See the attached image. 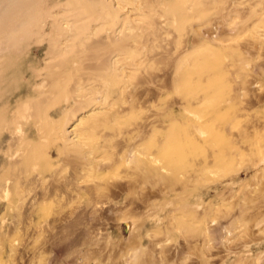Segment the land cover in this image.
Returning <instances> with one entry per match:
<instances>
[{"label": "rangeland", "instance_id": "rangeland-1", "mask_svg": "<svg viewBox=\"0 0 264 264\" xmlns=\"http://www.w3.org/2000/svg\"><path fill=\"white\" fill-rule=\"evenodd\" d=\"M0 178V264H264V0H0Z\"/></svg>", "mask_w": 264, "mask_h": 264}, {"label": "bare ground", "instance_id": "bare-ground-1", "mask_svg": "<svg viewBox=\"0 0 264 264\" xmlns=\"http://www.w3.org/2000/svg\"><path fill=\"white\" fill-rule=\"evenodd\" d=\"M25 106H26V110H27L28 106H27L26 104H25ZM25 106H24V107H25ZM171 138H172V137H171ZM5 151H6V150H5ZM12 164H13V163H12ZM7 176H8V178H9V175H7ZM11 177H12V176H11ZM11 177H10V179H13V178H14V177H13V178H11ZM2 181H3V180H1V178H0V182H2Z\"/></svg>", "mask_w": 264, "mask_h": 264}]
</instances>
